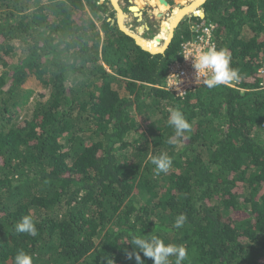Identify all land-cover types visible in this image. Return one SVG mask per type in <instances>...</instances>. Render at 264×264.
Wrapping results in <instances>:
<instances>
[{
    "label": "trees",
    "instance_id": "trees-1",
    "mask_svg": "<svg viewBox=\"0 0 264 264\" xmlns=\"http://www.w3.org/2000/svg\"><path fill=\"white\" fill-rule=\"evenodd\" d=\"M106 1L0 0V264L19 250L33 264H136L126 253L144 234L184 246L183 264H264V0L205 2L194 19L238 85L180 96L160 86L192 40L186 22L151 54ZM170 109L191 124L177 145ZM161 153L173 164L157 175ZM26 215L34 237L14 230Z\"/></svg>",
    "mask_w": 264,
    "mask_h": 264
},
{
    "label": "clouds",
    "instance_id": "clouds-1",
    "mask_svg": "<svg viewBox=\"0 0 264 264\" xmlns=\"http://www.w3.org/2000/svg\"><path fill=\"white\" fill-rule=\"evenodd\" d=\"M179 56L183 57L185 61H191L197 85L213 89L221 85L227 86L239 79L238 71L230 67L231 58L226 49L218 50L215 46L205 48L197 42L189 41L183 46V50ZM173 77L176 82L169 87V91L175 87L179 92L180 77L170 75L167 78ZM181 94L183 92H180L179 96ZM167 124L174 132V135H171L167 140L169 145L181 143L186 134L191 131V124L179 109L169 110ZM150 160L151 164L155 166L157 175L167 173L173 164L172 158L167 153L153 155ZM185 222L186 216L181 214L176 217L174 227L179 229ZM13 227L17 234H28L33 237L38 234L31 216H23ZM130 244L133 246V251L127 252L126 255L129 260L134 258L136 264H145V260L141 258V254L144 258L152 260L153 264H172L171 258H174V264H183L187 257V250L184 246L165 244L155 235H152L150 238L145 234L142 236L132 235ZM14 264H33V260L29 254L23 250H19L14 257Z\"/></svg>",
    "mask_w": 264,
    "mask_h": 264
},
{
    "label": "rangeland",
    "instance_id": "rangeland-1",
    "mask_svg": "<svg viewBox=\"0 0 264 264\" xmlns=\"http://www.w3.org/2000/svg\"><path fill=\"white\" fill-rule=\"evenodd\" d=\"M101 1L105 2V0H101ZM111 1L112 0H109V1L107 0L106 3L109 6L110 11L112 12L111 14H113V16L109 14L108 15L112 17V20L113 19L116 20L117 18H119L118 17L119 12L117 11L116 8L112 7ZM194 1L196 0H184L183 3L180 4L178 0H173L172 4H170L169 6H166L165 4H161L159 0L158 1L156 0H115V2L118 3L122 11L121 12L122 17H125V15H123L124 13L128 17L127 19L125 18V25H126L127 30H129L131 33L139 35L141 39L143 40L154 41V42L162 43V44L165 42V39L167 38L168 34L171 33L172 38L169 41L167 47L172 42L176 29L181 25V23L178 27L176 26L175 29L173 28L174 31L172 32V28L170 26H164V21L166 19H169L171 22L173 20L172 18L176 16L177 11H179L180 8L186 7L188 5H192ZM179 5L182 7L176 8V6H179ZM133 6L140 8V14H142L141 17L135 16V14H133L132 9H129V8H133ZM202 10H204L203 5H200L194 10L193 14L199 15V13ZM185 22H186V26L191 31L197 24V20L194 18L193 19L187 18L186 21H184V23ZM123 23H124V20H123ZM139 29H143V31L140 32ZM25 88L32 90L34 94L39 93L43 90L40 84V81L37 80L34 76L28 79V81L25 84Z\"/></svg>",
    "mask_w": 264,
    "mask_h": 264
},
{
    "label": "built area",
    "instance_id": "built-area-1",
    "mask_svg": "<svg viewBox=\"0 0 264 264\" xmlns=\"http://www.w3.org/2000/svg\"><path fill=\"white\" fill-rule=\"evenodd\" d=\"M192 30H193V37H192V40L190 41L197 42L205 48L209 46L216 47L211 25L207 26L204 23H201V24L197 23ZM194 33L196 36L195 39H193ZM188 42L182 44V50H183V46L187 44ZM258 74L260 78H264V58L261 63V66L258 68ZM170 75L179 76L181 83L178 85L179 92L177 91L175 87L170 89L169 91V87L172 86V84L175 83L176 81L174 77L167 78L165 83L162 86H160L162 90H165L167 92L175 93L176 95H179L180 92H183V94H185L187 90H191L193 88L201 86L195 83L194 69L191 66V61H185L183 57H182V61L177 62L170 67L167 77H169ZM228 86L232 88H237V81L230 83ZM261 86H262V89H264V83H261ZM242 92H245V90H242Z\"/></svg>",
    "mask_w": 264,
    "mask_h": 264
},
{
    "label": "bare ground",
    "instance_id": "bare-ground-1",
    "mask_svg": "<svg viewBox=\"0 0 264 264\" xmlns=\"http://www.w3.org/2000/svg\"><path fill=\"white\" fill-rule=\"evenodd\" d=\"M158 1V0H156ZM204 0H196L194 1V3L192 5H188L186 7H182V6H176V8L178 7H182L180 8L179 11H177V14L174 18H172L173 20L170 22L169 19H164V26H170L172 28V31H173V28L177 25V23L183 19L185 16H188L190 14H192L194 12V10L199 7L201 5V3L203 2ZM112 3L113 5L116 6V2L115 0L113 1L112 0ZM142 3V2H141ZM132 11L134 12V14L138 17H141L142 14H140V8L136 7V6H133V8H131ZM119 12V18H120V23L122 25V27L126 30V32L130 35H133L134 37L137 38L138 42L140 45L143 46V48L151 51L152 53H157V52H161L163 51V49L166 48L167 44L169 43L170 39L172 38V34H168L167 38L165 39V42L162 44V43H157V42H154V41H147V40H143L141 39V37L139 35H136L134 33H131L129 30H127L126 28V25H125V17H122L121 15V10L118 11ZM124 15V14H123ZM199 15H203L202 14V11L199 13ZM121 16V17H120ZM123 20H124V23H123ZM140 32L143 31V29H139ZM162 44V45H161Z\"/></svg>",
    "mask_w": 264,
    "mask_h": 264
},
{
    "label": "water",
    "instance_id": "water-1",
    "mask_svg": "<svg viewBox=\"0 0 264 264\" xmlns=\"http://www.w3.org/2000/svg\"><path fill=\"white\" fill-rule=\"evenodd\" d=\"M206 1H207V0H204V1L201 3V5H204ZM103 2H104V1H101V3H103ZM111 2H112V1H111ZM159 2H160L161 4H165L166 6H169V3L167 2V0H159ZM112 7H113V8H116L117 11L121 10L120 7H119V5H118V3H116V6L113 5V3H112ZM130 9H131V8H130ZM202 14H203V15H196V14H193V15L189 16L188 18H199V19H204V18L206 17V14H205V11H204V10H202ZM186 19H187V18L185 17V18H183L182 20H180V22L178 23L177 27L180 25V23H183L184 21H186ZM116 20H117V21H116ZM116 20L113 19V20H111V21H112L113 23H115V21H116L117 24H118V26H119V29H120L122 32H124L125 34H127L128 36L132 37V38L136 41L137 45L140 46L144 51H147V52H149V53H151V54H160V53H164V52H165V49H163V51H161V52L152 53L151 51H149V50L143 48V46L139 44V42H138V40H137L136 37H134L133 35H130V34H128V33L126 32V30L122 27L119 18H117ZM167 45H168V44H167ZM166 47H167V46H166ZM166 49H167V48H166Z\"/></svg>",
    "mask_w": 264,
    "mask_h": 264
},
{
    "label": "crops",
    "instance_id": "crops-1",
    "mask_svg": "<svg viewBox=\"0 0 264 264\" xmlns=\"http://www.w3.org/2000/svg\"><path fill=\"white\" fill-rule=\"evenodd\" d=\"M108 1H109V0H108ZM103 3H104V2H103ZM129 9H130V8H129ZM130 11H131V10H130ZM133 13H134V12H133ZM189 16H191V15H189ZM189 16H188V17H189ZM111 20H112V19H111ZM181 20H182V19H181ZM116 21H117V20H116ZM174 28H175V27H174ZM173 31H174V29H173ZM173 31H172V32H173Z\"/></svg>",
    "mask_w": 264,
    "mask_h": 264
},
{
    "label": "flooded vegetation",
    "instance_id": "flooded-vegetation-1",
    "mask_svg": "<svg viewBox=\"0 0 264 264\" xmlns=\"http://www.w3.org/2000/svg\"><path fill=\"white\" fill-rule=\"evenodd\" d=\"M134 14V13H133ZM124 15H125V18L127 19L128 17H127V15L124 13ZM136 16V15H135Z\"/></svg>",
    "mask_w": 264,
    "mask_h": 264
}]
</instances>
